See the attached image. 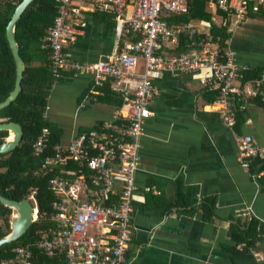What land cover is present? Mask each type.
Here are the masks:
<instances>
[{
	"label": "crops",
	"instance_id": "obj_1",
	"mask_svg": "<svg viewBox=\"0 0 264 264\" xmlns=\"http://www.w3.org/2000/svg\"><path fill=\"white\" fill-rule=\"evenodd\" d=\"M211 11L212 22L191 24L207 32L213 25L228 28L227 48L236 53L237 63L250 72L263 71L264 10L253 6L243 19ZM81 20L77 40L66 47L72 58L93 63L120 50L115 13L86 2ZM176 45L165 44L163 53L173 55ZM46 59L32 57L37 66ZM199 78L152 73L155 95L140 139L128 264H264V167L258 163L264 159L243 167L237 144L238 136L249 135L264 146V104L248 98L230 129L214 105L218 94ZM121 101L109 79L96 85L88 73H68L53 84L45 116L60 132V142L68 144L111 118ZM147 186L160 194L146 191ZM205 205L211 206L209 219ZM252 221L254 243H239L232 229L247 231Z\"/></svg>",
	"mask_w": 264,
	"mask_h": 264
},
{
	"label": "built area",
	"instance_id": "obj_2",
	"mask_svg": "<svg viewBox=\"0 0 264 264\" xmlns=\"http://www.w3.org/2000/svg\"><path fill=\"white\" fill-rule=\"evenodd\" d=\"M59 1L46 38L54 84L68 73L85 72L93 76L96 85L109 79L123 103L96 128L76 135L68 144L52 146L53 156L44 163L45 170L69 161L77 162L79 170H68L69 178L50 177V189L57 197L53 210L58 214V230L54 241H40L37 247L49 257L64 256L58 264H128L140 139L152 115L150 106L155 95L152 73L200 77L202 85L218 94L214 105L220 109L225 125L233 129L237 111L246 109L248 98L262 95L264 99V70L258 77L247 79L250 67L237 63L236 53L223 47L222 36L192 24L170 25L165 16L187 14L189 0ZM75 1L80 6H75ZM207 1L214 10L232 13L238 19H243L250 7L264 10V0ZM86 2L94 10L115 13L120 43L118 52L93 63L72 58L66 49L77 40ZM180 37H188L190 50L162 53L165 44H177ZM48 135L45 132L33 144L35 156L51 149ZM237 144L243 167L250 168L252 161L264 159V146L256 144L252 136H238ZM260 173L264 176V168ZM145 189L160 194L156 187ZM31 199L36 201L34 194ZM35 211L37 216V207ZM13 252L17 264H33L30 245L16 246Z\"/></svg>",
	"mask_w": 264,
	"mask_h": 264
},
{
	"label": "trees",
	"instance_id": "obj_3",
	"mask_svg": "<svg viewBox=\"0 0 264 264\" xmlns=\"http://www.w3.org/2000/svg\"><path fill=\"white\" fill-rule=\"evenodd\" d=\"M22 1L0 0V103L9 97L15 87L16 63L7 38V26ZM59 3V0H35L22 14L15 27L16 40L25 63L22 91L15 101L0 110V123L20 124L23 129V139L15 150L0 154V195L19 202L24 199L30 200L34 208L38 209V217L22 238L0 247V264L4 261L17 264L13 248L19 245H30L33 248V264H58L64 261V256L49 257L37 247L40 241H54L58 230V214L53 210V203L57 197L50 189V177L60 175L69 178L68 170H79V164L75 161H69L64 165H50L47 170L43 168L48 158L53 156L52 146L60 142L61 135L45 116L50 92L55 82L46 38L49 28L54 25ZM189 4L190 10L187 14L165 16L170 25L191 24L195 21L212 22L215 13L211 11L207 0H189ZM249 10H252V7ZM218 13L223 14L225 18L228 17L224 15L226 13L224 11L220 10ZM211 33L222 36L223 47H227L230 38L228 28H217L213 25ZM190 49L191 42L188 37H180L171 53L180 54ZM38 55H45L47 58L40 66L35 65L32 60V57ZM261 72L262 70L252 71L246 75V78L254 79ZM258 100L264 104L262 95ZM45 132L49 133L51 149L37 157L34 155L33 144ZM9 136V131H0V145L4 144ZM258 163L264 167V160H258ZM33 194L35 202L31 199ZM202 210L208 219L212 216L211 206L205 205ZM15 214L17 212L14 209L0 202V239L11 233ZM255 228L256 224L252 221L247 231L234 228L232 234L234 237L238 235L239 243L252 245L256 239Z\"/></svg>",
	"mask_w": 264,
	"mask_h": 264
},
{
	"label": "water",
	"instance_id": "obj_4",
	"mask_svg": "<svg viewBox=\"0 0 264 264\" xmlns=\"http://www.w3.org/2000/svg\"><path fill=\"white\" fill-rule=\"evenodd\" d=\"M34 1L35 0H23L16 8L12 19L7 26V38L16 63V81L14 90L11 92L9 97L0 103V110L8 107L13 101H15L22 91L25 63L23 57L20 54V47L16 40L15 27L22 14ZM0 131H9L10 135L13 134L12 139H7L4 144L0 145V154L9 153L20 145L23 139V129L20 124L15 122L0 123ZM0 202L17 212V215L14 216L12 220L11 233L0 239L1 247L4 244L16 242L22 238L30 229L38 216H36V211L33 204L28 199H24L19 202L10 200L0 195Z\"/></svg>",
	"mask_w": 264,
	"mask_h": 264
},
{
	"label": "bare ground",
	"instance_id": "obj_5",
	"mask_svg": "<svg viewBox=\"0 0 264 264\" xmlns=\"http://www.w3.org/2000/svg\"><path fill=\"white\" fill-rule=\"evenodd\" d=\"M13 138V134L10 135V137L8 139H12Z\"/></svg>",
	"mask_w": 264,
	"mask_h": 264
},
{
	"label": "rangeland",
	"instance_id": "obj_6",
	"mask_svg": "<svg viewBox=\"0 0 264 264\" xmlns=\"http://www.w3.org/2000/svg\"><path fill=\"white\" fill-rule=\"evenodd\" d=\"M17 214H15L14 216H16Z\"/></svg>",
	"mask_w": 264,
	"mask_h": 264
}]
</instances>
